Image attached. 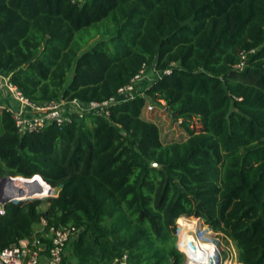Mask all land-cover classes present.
I'll return each mask as SVG.
<instances>
[{"label":"trees","instance_id":"obj_1","mask_svg":"<svg viewBox=\"0 0 264 264\" xmlns=\"http://www.w3.org/2000/svg\"><path fill=\"white\" fill-rule=\"evenodd\" d=\"M143 64L160 75L107 116L18 134L0 112V177L59 188L46 208L5 205L0 250L44 220L81 228L84 261L182 264L185 215L264 264V0H0V72L35 102L108 99ZM147 100L181 119L183 140L161 141Z\"/></svg>","mask_w":264,"mask_h":264},{"label":"built area","instance_id":"obj_2","mask_svg":"<svg viewBox=\"0 0 264 264\" xmlns=\"http://www.w3.org/2000/svg\"><path fill=\"white\" fill-rule=\"evenodd\" d=\"M147 68L143 64L128 83L116 90L114 96L100 101L83 100L78 97H59L50 101L35 102L24 95L8 75L0 72V112L5 111L10 114L18 134L39 131L51 123L61 125L72 118L81 119L87 115L107 116L112 103L142 96L146 84L160 75V72L154 71L152 67L151 70L157 75L152 76L154 77L152 80L142 85V78ZM169 72V69L164 70V73ZM160 103L164 104L163 101ZM153 107L152 104L145 105L147 111L153 110ZM160 109L163 111L165 108L160 107ZM176 122L180 124L181 119H177ZM10 177L19 178L24 182L15 184L10 181L2 185L1 193L4 199L0 201V216L5 213V205L8 202L54 195L51 192L52 189L48 190L50 194L41 196L38 194V187L18 185H29L28 183L34 181V175L30 178ZM39 178L41 177L39 176ZM180 221H193L195 230L186 231L187 229ZM41 223L44 226L42 235H32L30 238L21 239L16 244H11L0 250V264H39L41 258H43L44 264H63L67 244L77 236L81 228L72 224H50L45 228V221L42 220ZM175 223V245L182 254V264H210L211 261L213 264H221L223 248L220 246V238L231 245V247L225 248L227 252L224 254L223 264H242L237 260L236 251L231 241L225 240L222 234L214 231L201 219L181 215L176 218ZM126 258V254H123L119 260L116 259L111 264H127Z\"/></svg>","mask_w":264,"mask_h":264},{"label":"rangeland","instance_id":"obj_3","mask_svg":"<svg viewBox=\"0 0 264 264\" xmlns=\"http://www.w3.org/2000/svg\"><path fill=\"white\" fill-rule=\"evenodd\" d=\"M92 33L93 32H90L89 35H92ZM100 37L101 36H98V35L96 37H94L90 41V44ZM156 75L157 74H155L154 71L147 68V70L145 71L144 76L142 78V85L145 82H149L150 80H152L154 78L152 76H156ZM70 76H71V71H68L67 80L70 78ZM147 104H152L154 106L153 110L147 111L145 106H144V108L142 109V116L157 124V126L159 127L160 139L162 142H166V141H170V140H183L186 137L185 130L182 128V126L180 124H178V122H176V120H174L173 118H171L169 116V114L166 112L165 109L163 111H161L160 107L157 106V104L155 102H153L152 100H147L146 105ZM161 105H163V103ZM53 188H55L56 193H54V195H48V196H55L57 194L59 188L58 187H53ZM44 196H46V195H44ZM48 196L41 198L44 200L41 207H43V208L47 207V201H45V199ZM180 223H181V221H180ZM191 223L194 224L193 221H191ZM187 231H189V229H187ZM73 239L74 238H72L71 241L68 242V244H67V248H66V252H65V256H66L65 264H111L109 262L101 261V260L99 262H97L96 258H94V259L89 258L88 260L84 261V260H81V259L75 257L72 253L71 242ZM228 243L229 242L224 241V240H222V238H220V246L223 248L221 264H223V261L225 258L224 254H225V252H227V250L225 248L227 246L231 247V245Z\"/></svg>","mask_w":264,"mask_h":264},{"label":"crops","instance_id":"obj_4","mask_svg":"<svg viewBox=\"0 0 264 264\" xmlns=\"http://www.w3.org/2000/svg\"><path fill=\"white\" fill-rule=\"evenodd\" d=\"M41 180H43V179H41ZM38 182H39V193H41V192H44V194L45 195H48V194H50V193H48V190L49 189H52L51 190V192L52 193H54L55 192V190L53 189V188H51V186H49L45 181H39L38 180ZM38 182H32V183H28L29 185H26V184H18L19 186H27V187H34L35 185H37V184H35V183H38ZM46 185V187L47 188H45V186L43 185V183ZM34 183V184H33ZM45 190H46V192H45ZM38 193V194H39ZM41 196H43V195H41ZM43 229H44V226H43V224L42 223H40V224H36V225H34L33 226V235H36V236H40V235H42V233H43ZM187 231V230H186ZM39 264H44V262H43V258H41L40 259V262H39Z\"/></svg>","mask_w":264,"mask_h":264},{"label":"water","instance_id":"obj_5","mask_svg":"<svg viewBox=\"0 0 264 264\" xmlns=\"http://www.w3.org/2000/svg\"><path fill=\"white\" fill-rule=\"evenodd\" d=\"M151 165H152V166H157V163L154 162V161H152V162H151ZM35 177H39V175H38V174H35V175H34V179H35ZM34 179H33V180H34ZM10 181H11L12 183H15V184L24 182V180H20L19 178H12V177H10V176H4V177H1V178H0V201L4 199V198L2 197V193H1L2 185H3L5 182H10ZM17 193H20V192L17 191ZM210 264H213V262L211 261Z\"/></svg>","mask_w":264,"mask_h":264},{"label":"bare ground","instance_id":"obj_6","mask_svg":"<svg viewBox=\"0 0 264 264\" xmlns=\"http://www.w3.org/2000/svg\"><path fill=\"white\" fill-rule=\"evenodd\" d=\"M53 189L55 190V188H53ZM54 193H56V190H55ZM14 195H15V194H14ZM39 195H43V196H44L45 194H44V192H41V193H39Z\"/></svg>","mask_w":264,"mask_h":264}]
</instances>
